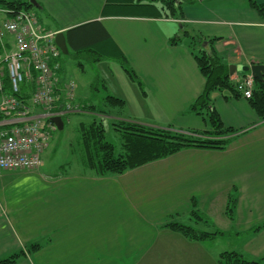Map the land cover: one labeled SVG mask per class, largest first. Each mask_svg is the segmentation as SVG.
<instances>
[{"label": "crops", "instance_id": "obj_1", "mask_svg": "<svg viewBox=\"0 0 264 264\" xmlns=\"http://www.w3.org/2000/svg\"><path fill=\"white\" fill-rule=\"evenodd\" d=\"M35 2L42 18L30 10L49 30L66 35L88 22L101 23L143 83L142 89L129 77L133 84L118 80L108 88V95L124 100L122 108L131 106V115L124 116L129 122L192 135L212 128L189 111L206 86L191 36L206 46L215 39L213 49L229 66L264 64V14L248 0H193L182 5L178 19L105 15L106 0ZM5 44L11 50L13 37ZM63 72L61 84L67 81ZM246 73L251 72L237 70L231 78ZM33 88L26 80L21 91L29 96ZM77 99L90 103L78 94ZM212 105L223 128L234 130L224 150L184 148L122 174L98 175L82 161L87 170L52 171L49 179L41 175L43 164L37 170H0V259L24 251L15 264H219L223 251H213L208 240H189L163 226L173 216L193 223L194 201L206 216L198 227L225 231L217 238L234 239L228 250L263 257L264 225L253 229L264 223V120L248 99L228 89L214 90ZM85 113L92 114H71ZM19 175L37 179L6 181ZM230 194L237 199L233 219L226 213ZM32 244L40 247L30 252Z\"/></svg>", "mask_w": 264, "mask_h": 264}, {"label": "trees", "instance_id": "obj_2", "mask_svg": "<svg viewBox=\"0 0 264 264\" xmlns=\"http://www.w3.org/2000/svg\"><path fill=\"white\" fill-rule=\"evenodd\" d=\"M192 1L106 0L104 14L178 19L182 17V5L192 3ZM248 1L260 14H264V0ZM33 6L29 0H0V7L8 8L13 12L30 10ZM66 39L68 53H70L71 49L77 55L90 53L94 55L95 61L105 58L117 59L129 77L143 89V83L131 67L127 57L117 47L99 21L88 22L68 30L66 32ZM177 39L178 37L172 38L170 42L175 44ZM191 39L193 49H195L193 50L194 57L206 78V86L203 92L191 104L189 111L201 115L210 123L212 128L197 135H192L169 128L153 127L134 122H115L112 126L121 132L123 139L122 149L118 151L115 145L107 140V128L102 117H100V115L106 114V111L94 104L86 103L83 107V112H90L94 116L88 123L83 121L79 123V148H81L79 152L82 162L90 170L98 175L122 174L146 163L168 157L184 148L193 147L212 150H224L227 148L230 138L226 135L232 133L234 130L232 128H223L221 117L212 105V92L214 90L228 89L236 97L240 96V93L236 90V82L231 78L229 65L222 61L212 47L211 42L215 41V39L210 40L209 45L206 47L202 46L203 41L201 38L191 36ZM246 75L247 73L243 77ZM5 92H10L7 76L5 77ZM16 95L24 99L30 96L23 95V91ZM248 101L260 119L264 120V79H255L253 93ZM105 105L110 107V109L115 107L122 108L125 102L121 98L108 95L105 99ZM76 153H78V150H72V154ZM236 204V197L230 194L226 208V213L230 219L234 218ZM192 206L190 218L193 220V223L180 222L173 216L163 226L178 231L193 241L212 240L218 236H225L227 234L220 229L209 231L198 227L201 221L206 220V216L197 211L195 201ZM263 225L264 223L256 226L253 231L260 230ZM39 247V244H32L29 247V251H35ZM23 254L24 251H19L6 258H2L0 259V264H15ZM218 263L264 264V256L256 258L250 257L238 250H226L219 254Z\"/></svg>", "mask_w": 264, "mask_h": 264}, {"label": "built area", "instance_id": "obj_3", "mask_svg": "<svg viewBox=\"0 0 264 264\" xmlns=\"http://www.w3.org/2000/svg\"><path fill=\"white\" fill-rule=\"evenodd\" d=\"M0 13V170H37L57 130L51 119L83 110L73 104L75 84L60 82L58 31L47 29L31 10L0 7ZM8 36L13 37L11 50L5 46ZM6 76L11 93L5 92ZM26 80L34 88L24 99L16 94ZM254 85L250 73L236 80V90L245 99L251 98Z\"/></svg>", "mask_w": 264, "mask_h": 264}, {"label": "rangeland", "instance_id": "obj_4", "mask_svg": "<svg viewBox=\"0 0 264 264\" xmlns=\"http://www.w3.org/2000/svg\"><path fill=\"white\" fill-rule=\"evenodd\" d=\"M31 1V0H29ZM38 17L42 18V11L37 6L32 7ZM3 14L0 13V19H2ZM46 21V20H45ZM44 23V21L42 20ZM41 22V23H42ZM45 26V24H43ZM47 28V26H45ZM204 43H202V46ZM90 53H83L81 55L75 54L71 49L70 53L61 52L58 57L61 63L63 73L65 74L67 81H71L75 84V99L73 101L74 105H77L83 110L85 104L81 103L77 99V94L82 100H86L87 104H94L98 108L106 111V114L100 115L107 128V140L111 141L116 150L120 151L122 149L123 139L121 132L113 128V124L121 122H129L124 116H130L131 106L118 109H110L105 105V97L110 93L108 88L112 87L115 81H120L126 83V85L133 84L127 73L123 70L120 61L117 59H102V61H93V57L90 59ZM93 56V55H92ZM135 88L137 86L132 85ZM139 90V89H138ZM140 92V90H139ZM112 111L115 117H119L120 121L114 119L113 115L110 113ZM93 118L92 114H68L64 116L65 127L63 129H57L52 132V137L49 142V146L44 151L43 155V170L41 175L43 178H54L50 176L52 171L64 172L71 170L82 171L87 170L84 168L81 162V154L79 150V123L81 121L88 123ZM99 118V117H98ZM101 119V118H100ZM123 120V121H122ZM72 150H78V153L72 154ZM63 165L64 169L60 167ZM34 178V180H33ZM37 177H26V176H12L11 178H6V181H25L29 182L31 180L36 181ZM207 230L212 231V228ZM209 246L213 251L221 252L228 250L229 247L233 246L234 239L231 236L228 238L219 237L214 240H208Z\"/></svg>", "mask_w": 264, "mask_h": 264}, {"label": "water", "instance_id": "obj_5", "mask_svg": "<svg viewBox=\"0 0 264 264\" xmlns=\"http://www.w3.org/2000/svg\"><path fill=\"white\" fill-rule=\"evenodd\" d=\"M31 3L36 5L35 0H31ZM56 43L62 52L68 53V43H67V39H66V35H65L64 31H59L56 34ZM229 70H230V74H233L237 70H245V71L249 70L255 79H257V80H263L264 79V64H252L249 67L248 66H242L239 68L235 65H230ZM51 120L57 125L58 129L64 128V121H63L62 117H59V116L54 117Z\"/></svg>", "mask_w": 264, "mask_h": 264}]
</instances>
